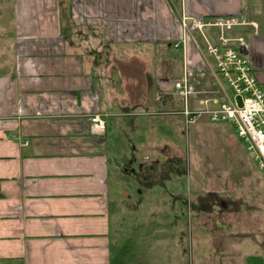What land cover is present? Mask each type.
<instances>
[{
  "label": "crops",
  "instance_id": "1",
  "mask_svg": "<svg viewBox=\"0 0 264 264\" xmlns=\"http://www.w3.org/2000/svg\"><path fill=\"white\" fill-rule=\"evenodd\" d=\"M62 1L0 0V264H188L175 233L182 174L162 166L180 128L151 118L180 115L185 73L217 91L184 13L244 21L227 35L244 40L264 89V0H65V11ZM205 35L216 42L217 30ZM106 49L124 51L110 90L87 52ZM129 65L132 91L118 67Z\"/></svg>",
  "mask_w": 264,
  "mask_h": 264
},
{
  "label": "rangeland",
  "instance_id": "2",
  "mask_svg": "<svg viewBox=\"0 0 264 264\" xmlns=\"http://www.w3.org/2000/svg\"><path fill=\"white\" fill-rule=\"evenodd\" d=\"M62 2L65 3V0ZM64 3L62 8L65 11L67 3ZM65 31L69 37L68 45L72 46L73 32L66 25ZM87 52L97 64V76L100 77L99 72H102L105 78L110 79V84L106 82L109 90L118 87L114 82V75L117 77L118 73L116 56L124 55V51L106 49L97 53L92 50ZM139 52L144 53L142 50ZM162 52L153 49L146 51L148 56L153 53L161 56ZM118 67L132 91L133 83L129 78L133 66ZM178 67L179 63L176 65ZM155 70L152 69L153 72ZM177 109L175 106L174 110ZM151 119L173 121L176 129L178 126L180 128L179 132L178 129L173 130V141L169 147L172 150L162 166L167 170L179 171L183 178L180 195L186 207L175 229L182 242L180 251L183 262L243 264L240 261H244V257H255L262 258L263 263L254 264H264V172L258 169L231 124L216 125L203 117L186 126L180 115L154 116ZM161 246L151 248L149 253L155 255L156 249L162 250Z\"/></svg>",
  "mask_w": 264,
  "mask_h": 264
},
{
  "label": "built area",
  "instance_id": "3",
  "mask_svg": "<svg viewBox=\"0 0 264 264\" xmlns=\"http://www.w3.org/2000/svg\"><path fill=\"white\" fill-rule=\"evenodd\" d=\"M242 24L244 21L234 16L198 18L184 13L182 26L185 36L190 31H199L204 37L205 56L217 91L210 95L198 90L188 73L174 82V89L183 103L180 115L187 126L203 117L212 124H231L258 169L264 172V89L249 57L240 51L244 40L227 35ZM207 29L217 30L215 43L205 35ZM91 122L95 134L102 136L106 133L104 116L97 113Z\"/></svg>",
  "mask_w": 264,
  "mask_h": 264
},
{
  "label": "water",
  "instance_id": "4",
  "mask_svg": "<svg viewBox=\"0 0 264 264\" xmlns=\"http://www.w3.org/2000/svg\"><path fill=\"white\" fill-rule=\"evenodd\" d=\"M240 51H241L242 53L246 54V53L243 51V49H242V48L240 49Z\"/></svg>",
  "mask_w": 264,
  "mask_h": 264
},
{
  "label": "trees",
  "instance_id": "5",
  "mask_svg": "<svg viewBox=\"0 0 264 264\" xmlns=\"http://www.w3.org/2000/svg\"><path fill=\"white\" fill-rule=\"evenodd\" d=\"M251 259H255V258H251ZM257 259H260V258H257Z\"/></svg>",
  "mask_w": 264,
  "mask_h": 264
}]
</instances>
